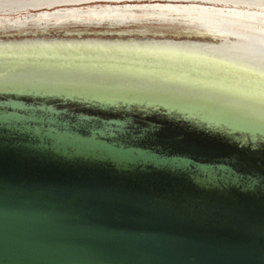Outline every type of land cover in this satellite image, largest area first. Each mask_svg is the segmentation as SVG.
<instances>
[{"label": "water", "instance_id": "1", "mask_svg": "<svg viewBox=\"0 0 264 264\" xmlns=\"http://www.w3.org/2000/svg\"><path fill=\"white\" fill-rule=\"evenodd\" d=\"M0 264H264V41L0 21Z\"/></svg>", "mask_w": 264, "mask_h": 264}, {"label": "bare ground", "instance_id": "2", "mask_svg": "<svg viewBox=\"0 0 264 264\" xmlns=\"http://www.w3.org/2000/svg\"><path fill=\"white\" fill-rule=\"evenodd\" d=\"M163 1V0H162ZM240 1V0H232ZM254 1V0H250ZM262 5H264V0ZM179 6L182 4H170L169 2H155L154 4L162 6H137V4H130V6L116 7L111 9L94 10L89 8L87 10H71L66 12H41L37 14H30L13 20L0 21H14V20H29V19H43V18H58V17H104V18H133V19H163V20H180L192 23H199L235 30H241L248 33L262 41H264V14L252 13L250 11H234V10H219L215 8H208L207 6H198L197 4ZM196 3V2H194ZM141 4H151L142 2ZM140 4V5H141ZM164 4V5H163ZM136 5V6H135ZM202 5V4H199ZM248 5V3H246ZM98 8V7H97ZM248 12V13H247ZM17 14V13H16ZM12 16V15H11ZM6 18V17H5Z\"/></svg>", "mask_w": 264, "mask_h": 264}, {"label": "rangeland", "instance_id": "3", "mask_svg": "<svg viewBox=\"0 0 264 264\" xmlns=\"http://www.w3.org/2000/svg\"><path fill=\"white\" fill-rule=\"evenodd\" d=\"M142 2H148L151 4H141ZM155 2L182 4L179 6L191 5V2H193L192 4H197L198 6H207L208 8H215L219 10L238 11L239 9V11L243 12L250 11L252 13H261V15L264 14V5H262V1L260 0H0V20H13L14 18L17 19L23 16H28L30 14L34 15L37 13H41L42 11H84L89 8H92L94 10H99L101 8L115 9L116 7L125 6L122 4H129L126 6H130V4H137V6H162L154 4ZM246 3H248V5H246ZM5 11H7L8 13L6 18L4 15Z\"/></svg>", "mask_w": 264, "mask_h": 264}, {"label": "clouds", "instance_id": "4", "mask_svg": "<svg viewBox=\"0 0 264 264\" xmlns=\"http://www.w3.org/2000/svg\"><path fill=\"white\" fill-rule=\"evenodd\" d=\"M7 14H8L7 11H5V13H4L5 17L7 16Z\"/></svg>", "mask_w": 264, "mask_h": 264}]
</instances>
